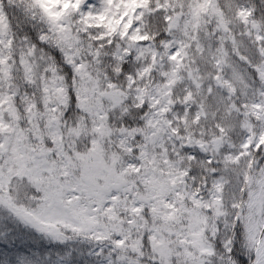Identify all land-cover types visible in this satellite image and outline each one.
I'll use <instances>...</instances> for the list:
<instances>
[{"label":"snow or ice","instance_id":"6c2138e0","mask_svg":"<svg viewBox=\"0 0 264 264\" xmlns=\"http://www.w3.org/2000/svg\"><path fill=\"white\" fill-rule=\"evenodd\" d=\"M0 264H264V0H0Z\"/></svg>","mask_w":264,"mask_h":264}]
</instances>
